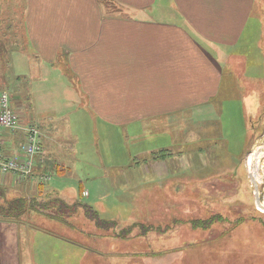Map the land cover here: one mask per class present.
<instances>
[{
	"label": "rangeland",
	"instance_id": "obj_1",
	"mask_svg": "<svg viewBox=\"0 0 264 264\" xmlns=\"http://www.w3.org/2000/svg\"><path fill=\"white\" fill-rule=\"evenodd\" d=\"M19 4L0 1V86L15 104L31 110L32 102L34 116L47 133V94L42 95L40 84L35 83L32 99L14 93L20 82L13 78L20 72L28 75L29 63L19 51L25 49ZM254 14V28L249 27L243 45L223 64L220 94L240 90L223 98L218 111L224 141L208 135L193 142L187 128L198 127L200 119H180L174 139L163 138L172 143L162 144L174 156L154 157L140 153L147 146L142 144L141 130L137 135H126L124 129L104 131L94 121L88 129L71 107L57 99L58 110L64 113L56 114L55 155L65 159L70 171L51 174L38 191L27 186L32 181L14 184L4 178L0 188L8 197L33 195L42 202L50 198L45 196L50 186L68 202L79 199L91 205L99 218L111 223L107 229L98 226L79 206L62 217L63 222L48 220V210L27 211L20 227L49 229L83 245L84 264H112L114 257L117 264H264V0H258ZM44 156L45 148L42 160Z\"/></svg>",
	"mask_w": 264,
	"mask_h": 264
},
{
	"label": "crops",
	"instance_id": "obj_2",
	"mask_svg": "<svg viewBox=\"0 0 264 264\" xmlns=\"http://www.w3.org/2000/svg\"><path fill=\"white\" fill-rule=\"evenodd\" d=\"M19 2L25 30V49L19 51L29 63L28 75L14 76L20 82L14 93L32 99L38 82L42 95L47 94V133L34 116L33 103L29 100L30 110L16 102L21 119L41 130V156L44 148L47 156L38 160V169L50 176L70 171L65 159L55 155L56 114L64 113L57 99L88 129L94 121L104 131L137 135L141 130L147 146L140 153L154 157L174 156L162 144L172 143L163 138L174 139L180 119H200L198 127L187 128L193 142L208 135L226 139L218 111L223 98L240 90L220 94L223 64L254 28L258 0H16V6ZM78 135L83 136L81 131ZM10 137L7 147L14 151L19 136ZM240 141L236 139L239 147ZM2 178L18 182L12 174H0ZM27 186L36 191L46 187L36 179ZM81 193L88 195L84 189ZM45 196L66 201L50 186ZM19 222L0 218V264H84L83 245L49 229H23ZM117 263L114 257L112 264Z\"/></svg>",
	"mask_w": 264,
	"mask_h": 264
},
{
	"label": "built area",
	"instance_id": "obj_3",
	"mask_svg": "<svg viewBox=\"0 0 264 264\" xmlns=\"http://www.w3.org/2000/svg\"><path fill=\"white\" fill-rule=\"evenodd\" d=\"M21 108L13 102L12 96L0 87V174H12L18 182H47L50 175L36 164L41 159V130L33 121L21 119ZM10 136H19L12 151Z\"/></svg>",
	"mask_w": 264,
	"mask_h": 264
},
{
	"label": "trees",
	"instance_id": "obj_4",
	"mask_svg": "<svg viewBox=\"0 0 264 264\" xmlns=\"http://www.w3.org/2000/svg\"><path fill=\"white\" fill-rule=\"evenodd\" d=\"M0 200V218L18 220L22 218L23 214L27 211L31 214L48 210V219L57 222H63L64 220H62V217L64 218L66 215L74 213L77 207L82 206L84 211L89 214V217L93 218L95 224L98 226L107 229V224H109V222L111 223V221L102 220L99 218L98 212L92 208L91 205L82 203L80 201L68 203L59 196H51L50 198L41 202L34 197H28L26 195H15L13 197H8L6 192L0 188ZM195 223L196 222L193 220L192 225H195ZM71 225L73 224L71 223Z\"/></svg>",
	"mask_w": 264,
	"mask_h": 264
}]
</instances>
